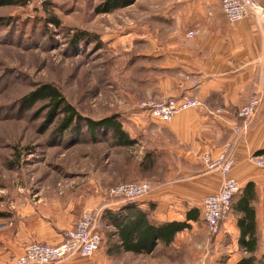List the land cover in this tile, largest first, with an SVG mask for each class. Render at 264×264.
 <instances>
[{
  "label": "rangeland",
  "instance_id": "obj_1",
  "mask_svg": "<svg viewBox=\"0 0 264 264\" xmlns=\"http://www.w3.org/2000/svg\"><path fill=\"white\" fill-rule=\"evenodd\" d=\"M104 1L29 0L0 8V231L43 221L49 227L41 232L44 239L64 240L84 211L98 210L105 220L109 202L127 203L111 199L110 187L153 174L152 160L124 121L141 111L142 101L165 99L142 98L138 80L147 61L142 44L152 41L166 0H139L98 14ZM257 2L264 17V0ZM44 85L62 93L81 116L79 124L63 128L61 111L27 100ZM111 116H119L134 146H116L104 132L90 136L87 119L100 123ZM204 223L201 218L171 246L160 245L153 256L128 264H231L235 243L230 237L218 242ZM112 233L105 231L109 244ZM122 260L117 255L108 264Z\"/></svg>",
  "mask_w": 264,
  "mask_h": 264
},
{
  "label": "crops",
  "instance_id": "obj_2",
  "mask_svg": "<svg viewBox=\"0 0 264 264\" xmlns=\"http://www.w3.org/2000/svg\"><path fill=\"white\" fill-rule=\"evenodd\" d=\"M158 14L162 19L153 28L152 41L142 44L141 56L147 60L138 80L144 87L142 98L188 96L196 98L200 106L178 114L169 124L142 110L126 116V131L140 139L141 151L145 152L147 161L152 160L153 174L141 178L151 181L153 191L134 203L111 201L106 207L108 213L122 219L140 209L152 224L160 225L184 222L190 211L198 209L200 219L204 220L205 198L219 193L226 178L218 171H208L204 157L217 160L224 145L234 141L235 163L228 177L239 181L242 189L249 183L255 185L258 230L255 255L264 259V169L258 168L251 159L264 151V103L248 132L238 140L234 135V129L241 123L238 111L263 81L264 19L260 15L251 16L231 26L221 0H166ZM186 74L197 77L199 87L193 88L184 79ZM238 218L232 207L215 239L222 242L224 237H230L235 243L236 251L230 252L237 259L231 264L249 255L239 244ZM200 219L189 221L191 229ZM105 221L106 230L114 233L116 228L108 219ZM204 226L207 228L206 223ZM48 230V223L41 221L36 226L16 223L0 231V264L14 261L32 242L47 240L45 243L57 245L63 241L53 235L44 239L41 232ZM111 238V243H107L104 232L105 248L92 258L74 256L58 264H108L117 255L123 259L120 264H128L133 259L151 257L155 252L147 255L126 252L117 247V236L111 235ZM237 250L240 255L235 254Z\"/></svg>",
  "mask_w": 264,
  "mask_h": 264
},
{
  "label": "built area",
  "instance_id": "obj_3",
  "mask_svg": "<svg viewBox=\"0 0 264 264\" xmlns=\"http://www.w3.org/2000/svg\"><path fill=\"white\" fill-rule=\"evenodd\" d=\"M221 7L231 26L251 16L263 17V9L256 0H221ZM185 79L192 84L193 88L199 87L200 82L197 77L186 74ZM263 103L264 77L262 83L252 91L248 102L238 111L241 123L234 129L237 140L248 132L251 122L259 113ZM199 106L200 103L196 98L187 96L144 100L140 104V109L150 117L169 124L178 114ZM220 112L223 111L220 110ZM234 144V141L226 143L223 152L215 161H212L209 156L204 157L208 171H218L226 177L220 192L206 197L203 202L204 221L210 234L214 236L220 234L223 223L232 212L234 199L242 190L239 181L228 177L235 163ZM251 159L258 168L264 169L262 156L254 155ZM152 191L153 185L150 182L139 181L112 186L107 194L111 199L134 203ZM105 227L102 213L98 210L84 211L78 223L64 234L62 243L58 245L28 244L24 247L22 254L8 264H58L74 256L92 258L103 246ZM2 228L3 226H0V230Z\"/></svg>",
  "mask_w": 264,
  "mask_h": 264
},
{
  "label": "trees",
  "instance_id": "obj_4",
  "mask_svg": "<svg viewBox=\"0 0 264 264\" xmlns=\"http://www.w3.org/2000/svg\"><path fill=\"white\" fill-rule=\"evenodd\" d=\"M138 0H105L97 7L98 14H108L116 10L134 5ZM29 0H0V8L11 6H26ZM50 21L58 24V21L50 17ZM32 104L36 102H47L53 111H61L64 115L62 127H70L79 124L82 121L81 116L76 109L66 102L62 93L51 85H44L31 95ZM86 126L90 136H95L104 132L110 134L116 146L132 147L137 141L130 138L123 128L119 116L105 118L100 123L92 119L86 120ZM264 155V151L257 153ZM257 200L256 188L253 183H249L242 192L236 196L233 202V209L238 214V226L240 229L239 244L249 255L243 257L236 264H264V259L256 257L258 247V230L256 223V210L254 202ZM108 216V212L106 213ZM108 220L116 228L112 235L117 236V247L126 252L136 255H147L153 253L159 245L163 247L171 246L178 234L191 230L189 221L197 222L200 219V211L194 209L187 214L184 222H168L160 225L152 224L145 212L138 209L134 213H128L124 218L119 219L108 216ZM106 220V219H105ZM109 224V223H108ZM106 230L104 229L103 233Z\"/></svg>",
  "mask_w": 264,
  "mask_h": 264
}]
</instances>
